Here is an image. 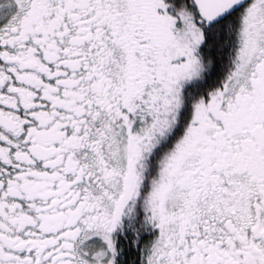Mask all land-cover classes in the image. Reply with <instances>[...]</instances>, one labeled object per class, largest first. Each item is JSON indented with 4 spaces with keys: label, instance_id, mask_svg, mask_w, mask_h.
<instances>
[{
    "label": "snow or ice",
    "instance_id": "1",
    "mask_svg": "<svg viewBox=\"0 0 264 264\" xmlns=\"http://www.w3.org/2000/svg\"><path fill=\"white\" fill-rule=\"evenodd\" d=\"M0 264H264V0H0Z\"/></svg>",
    "mask_w": 264,
    "mask_h": 264
}]
</instances>
